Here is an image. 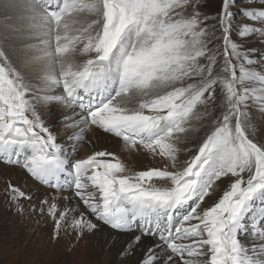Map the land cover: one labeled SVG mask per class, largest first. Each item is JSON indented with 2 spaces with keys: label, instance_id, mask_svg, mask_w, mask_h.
I'll use <instances>...</instances> for the list:
<instances>
[{
  "label": "snow or ice",
  "instance_id": "6c2138e0",
  "mask_svg": "<svg viewBox=\"0 0 264 264\" xmlns=\"http://www.w3.org/2000/svg\"><path fill=\"white\" fill-rule=\"evenodd\" d=\"M102 7V31L85 47L95 57L38 98L70 114L46 124L36 101L0 79V164L68 191L64 200L78 198L84 210L66 203L57 215L58 197L32 203L10 179L6 202L18 215L51 217L53 240L103 238L115 264H264V142L249 136L250 109L264 114V50L254 46L264 45V0H219L215 10L209 0H102ZM56 122L66 133L60 142ZM209 124L195 155L181 160L190 151L182 138ZM88 126L168 163L129 174L106 149L77 158ZM223 179L220 198L202 206Z\"/></svg>",
  "mask_w": 264,
  "mask_h": 264
},
{
  "label": "rangeland",
  "instance_id": "374dc122",
  "mask_svg": "<svg viewBox=\"0 0 264 264\" xmlns=\"http://www.w3.org/2000/svg\"><path fill=\"white\" fill-rule=\"evenodd\" d=\"M93 5H95L94 8ZM218 5L219 0H209L210 10H215ZM102 26V0H0V48L3 51L5 50L4 53L6 51L9 52L5 54L7 56L0 53V79L11 82L17 90L25 94L26 99L36 101V111L44 121L48 113L46 110H49V108L46 105H40L38 98L42 99L51 94L50 85H42L40 82L38 86L30 87L29 89L31 83H27L29 77L33 78L32 74L36 69H34V66L37 60L49 59L47 64L49 68L55 65L60 66H55V70L59 72H56V74L59 77L67 76L66 80L72 81L74 74L83 71L87 62L95 57L96 54L92 51H85V47L89 43L90 37H94L102 31ZM26 29L38 33L42 32V34L38 36L18 34L21 30L26 31ZM3 35H6L4 39L2 38ZM247 43L253 45L254 42L251 39ZM254 46L264 50V45L258 42H255ZM15 56L19 57L18 64L15 62ZM12 58L14 59L11 60ZM59 83L57 82L56 84L59 85ZM58 87L61 88V85L54 87V90ZM138 99H132L129 102L130 106L137 104ZM69 111L66 107H60V116L67 115ZM250 115L255 128L254 136L249 132L250 138H253L254 142L257 143L264 142V114L252 108L250 109ZM59 127L61 130L57 132L58 142L63 139V137L59 136L62 135L63 122H59ZM210 129L211 125L209 124L207 127L201 128L199 132L190 133L187 138H182L179 146L190 151L182 153L181 157L184 154L189 157L195 155ZM100 132V130L92 126L86 127L83 132V139L78 142L75 153L77 158H86L89 155L85 142H88V140L92 142L98 141ZM116 139L121 141L125 147L121 139ZM107 151L112 152L110 150ZM124 151L126 152L124 155H116L125 164L129 174L150 168H164L163 165L161 167L158 165L165 164L166 160L162 157L152 156L150 153L140 156L139 153L145 152L142 149V152L126 148ZM6 168L9 170L12 167ZM31 181L36 183L33 180ZM217 185L218 187L214 186L213 194L205 198L202 206H211L216 202L222 195L223 190L226 189L228 181L223 179L218 181ZM48 190L56 193L58 199H63V196L69 193L68 191L55 192L51 189ZM48 197L51 200L53 196ZM42 199L44 197L36 199L38 204ZM10 207L9 205L5 208L7 217L1 220L5 222V226L1 227L0 222V264H44L41 260H38V262L34 261L33 259L35 258L30 257V250L26 251L27 244L30 247V223L19 222L14 217V212ZM10 225H15L17 228L12 229ZM7 228L14 232L11 236L6 235ZM21 236H23V239H20ZM62 239L66 240V237L62 236ZM66 244L69 245L66 246L67 252H64L67 254L65 258L67 260L64 263L59 261L55 264H75L76 261L72 250L77 247L70 243Z\"/></svg>",
  "mask_w": 264,
  "mask_h": 264
},
{
  "label": "bare ground",
  "instance_id": "6f19581e",
  "mask_svg": "<svg viewBox=\"0 0 264 264\" xmlns=\"http://www.w3.org/2000/svg\"><path fill=\"white\" fill-rule=\"evenodd\" d=\"M63 8V7H62ZM56 24V23H55ZM19 35H34L38 36L42 34V32H33L30 29H26V31L21 30ZM6 37V35H3V39ZM251 39L248 40L250 42ZM34 44V43H32ZM36 44V43H35ZM34 47V46H33ZM39 48V46H38ZM40 50V49H39ZM5 51V50H4ZM3 49L0 48V53L2 55H5L6 53H9L6 51L4 53ZM7 56V55H5ZM10 57V55H8ZM11 56H13L11 54ZM8 57V58H9ZM7 59V58H6ZM12 58L11 60H13ZM19 57L15 56V62L18 64ZM56 62V61H55ZM49 63V59H44L41 61L37 60L36 65L34 66V72H33V78L29 77L27 79V83H31L30 87L38 86V84L41 82L42 85L49 86L51 91L54 90V87L60 86L61 88L63 86V82L66 80L67 76L59 77L58 74H56V68L51 67L47 65ZM59 63V62H58ZM56 63V64H58ZM30 64V63H29ZM42 65V66H40ZM60 65V64H59ZM58 66V65H57ZM56 66V67H57ZM39 67V68H37ZM60 67V66H58ZM58 69V68H57ZM59 70V69H58ZM65 72V71H64ZM59 73V72H57ZM61 73V71H60ZM65 74V73H64ZM68 75V74H67ZM22 82V81H21ZM60 82L59 85L56 83ZM34 84V85H33ZM29 85V84H27ZM56 85V86H55ZM43 87V86H42ZM22 88V87H21ZM59 88V87H58ZM65 108V107H64ZM48 113L46 114L44 122L46 124H49L50 122L56 121L57 117H61L60 108L53 110H46ZM67 111V110H66ZM64 113V112H63ZM65 114V113H64ZM70 114V111L67 113V115ZM61 123V122H60ZM53 131L57 134V132L61 129H59V122L52 123ZM77 130L75 134H79ZM74 130V131H75ZM60 132V131H59ZM60 134V133H59ZM62 135H59L60 137H63L62 141L65 139L66 133L62 130ZM58 136V135H57ZM76 143V141H73ZM80 142V140L78 141ZM86 148L89 152V155H91L94 151L98 150H110L115 154L124 155L126 152L125 147L123 146V143L116 139L113 136H110L108 134L100 132V137L98 141L92 142L88 140V142H85ZM141 151V150H140ZM142 152V151H141ZM148 152L139 153L140 156H143L147 154ZM184 157V158H183ZM186 157H189L188 155H183L181 159H185ZM168 163V161L165 162V164H158L160 167ZM10 179L12 183L19 186L22 190L27 192L29 195L33 196L32 203L38 204L36 199H39L41 197H48V196H56V193H53L52 191L45 189L43 186L39 185L38 183H33L30 178H28L24 172L18 168H11L7 169L4 165L0 164V222L1 227L5 226V222L1 221L5 219L6 211L5 208L10 205V203L6 202L5 196H4V188L6 187L5 181ZM34 191V193H32ZM31 193V194H30ZM70 193H68L69 195ZM67 196L64 195L63 197ZM51 201V200H50ZM57 203L58 207V213L59 211H63L65 204L68 203L71 207H74L76 205H79L80 210H84V207L82 203L78 200V198H75L72 201L66 202L64 198L57 199L55 201ZM21 203L25 204L27 207L28 201L22 200ZM11 206V205H10ZM10 209L14 212V217L19 220L21 223H30V247L27 244L26 251L30 250V257L35 258L34 261L38 262V260H41L44 262V264H55L59 261H62L64 263L67 259V254L64 252H67V245L66 243H70V240L68 237H66V240H63L62 237L53 240L52 239V233L54 228V221L51 217H48L46 214L43 219L36 213L32 214H25L24 216L18 215L15 212V209L11 206ZM75 212H70L69 216H74ZM39 221V223H37ZM10 228L15 229L17 228L15 225H10ZM3 232V230H1ZM14 232H11L9 228L6 229V235H12ZM20 239H23V236L20 237ZM73 246H76L77 248H73L72 252H74L73 257L76 261L75 264H115L116 261H118V257L115 256L114 249L107 245L104 242V239L97 236V237H87L86 239H83L79 241L78 243L72 244ZM40 264V263H38Z\"/></svg>",
  "mask_w": 264,
  "mask_h": 264
}]
</instances>
